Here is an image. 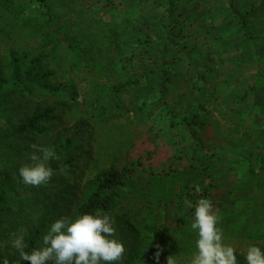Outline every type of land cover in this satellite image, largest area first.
I'll list each match as a JSON object with an SVG mask.
<instances>
[{
	"label": "rangeland",
	"instance_id": "1",
	"mask_svg": "<svg viewBox=\"0 0 264 264\" xmlns=\"http://www.w3.org/2000/svg\"><path fill=\"white\" fill-rule=\"evenodd\" d=\"M45 3L48 9L38 0H0L2 77L10 78L7 65L14 58L22 60L21 73L30 68L39 77L47 74L53 90L74 85L68 90L72 101L62 97L49 100L48 105L57 109V118L45 127L39 126L44 132L21 143L6 141L11 146L8 150L7 143L0 145V253L13 255L14 234H22L27 246L31 233L43 226L40 231L45 235L59 214L75 218L79 205L97 188L100 175L113 170L122 173L125 186L111 192L115 196L113 205L97 209L95 214L112 217L115 238L126 249L123 260L114 264H167L168 256L176 264H190L197 240V233L191 229L194 211L190 209L192 199L179 185L189 167L212 169V179L206 185L218 217L216 226L222 231L223 243L236 250L237 264H246L244 254L249 246L264 251V0L238 3L243 10L252 11L247 18L251 43L239 31L227 6L217 0ZM169 11L172 14L168 16ZM126 18L135 25H148L152 35L156 33L159 38L162 23L173 24L176 39L188 42V55L173 68V53L162 54L160 46L146 36L140 43L131 36L125 40L112 38L115 22ZM113 46L124 60L121 70L125 74L121 76L124 88L114 104L109 94L118 77L110 71ZM141 49H147L144 57ZM132 51H136L135 64L139 66L138 85L129 83L134 73L126 71V58ZM176 69L177 74L169 79ZM187 82L201 89L203 86L204 95L205 89L212 94L205 106L209 112L203 117L201 135H195V140L187 135L184 139L180 135L172 138L165 128L156 129L149 117L165 107L177 116L181 112L190 116L186 103L202 106L198 98L201 91L191 96ZM8 88L6 84L0 91V136L14 131L35 106L42 109V95L29 97L16 92L9 96ZM247 93L250 95L243 99ZM142 102L150 104L144 107L146 113L138 111ZM246 104L251 105L246 116L249 119L244 116L236 127L234 115L228 110ZM253 116L256 122L250 120ZM80 119L91 128L90 139L70 147L62 158L59 155L61 169L46 185H25L18 170L32 163L31 144L55 151ZM253 152H259L260 157L249 177L238 163ZM172 158L182 171L169 177L159 166ZM51 211L54 221H47ZM165 226L166 236L178 253L145 259L154 245V233ZM42 236L34 249L41 246ZM14 264L29 262L19 257Z\"/></svg>",
	"mask_w": 264,
	"mask_h": 264
},
{
	"label": "trees",
	"instance_id": "2",
	"mask_svg": "<svg viewBox=\"0 0 264 264\" xmlns=\"http://www.w3.org/2000/svg\"><path fill=\"white\" fill-rule=\"evenodd\" d=\"M218 2H221L225 4L229 10V13L234 17V19L238 22V29L239 31L245 36V38L251 43L252 36L250 29L248 27L247 18L252 14V11L250 10H243L239 5V0H217ZM40 5H42L43 8H47V3H45V0H38ZM251 10H254V8ZM172 14L171 11H169L168 16ZM47 19L50 21L51 17L50 14H47ZM181 25V24H180ZM114 32H112L111 37L114 39H130L129 37H134V40L137 43L142 42L143 36H146L149 41L154 43L156 46H160L162 50V54L168 55L169 53H173L172 57L170 58V61L174 66L178 60H181L184 56L188 55V52L190 51L189 45L186 39L179 38L178 40L173 35V32L175 28L173 27V24H170V26L167 25L166 22H163L161 25L162 33L161 37H156V33L152 35L153 30L148 29V25L138 24L135 25V23L126 18L124 20H119L115 22L114 25ZM163 36V37H162ZM174 37V38H173ZM172 39V40H171ZM175 39V40H174ZM182 41H181V40ZM176 41V42H175ZM182 42V43H180ZM171 47L173 50H171ZM147 50V49H145ZM141 49L142 51V57L145 56L146 52ZM136 51H132L127 56V65L128 69L126 70L127 73H134L133 78L130 80L131 85H138L140 83V76L138 74V68L135 64V58ZM160 59H165L161 57ZM167 59V58H166ZM35 62V61H34ZM33 62V63H34ZM154 62H157V57L154 58ZM22 60L10 59L9 65H7V71L8 74H10V78L5 79L2 77V68L0 66V91L3 89V87L6 84H9V88L7 90L8 95L11 96L15 94L16 92L22 93L26 96L33 97V96H41L42 95V109L34 108L30 114H28L21 123L15 127L14 131H11L9 133H5L4 136H0V140L2 138V144L7 143V149L8 150L11 146L9 142L15 144V143H21L28 138H30L32 135L36 133H42L44 132L43 128H39V126L45 127L44 124L51 123L52 120H55L57 118L56 116V107L52 105H48V102L51 98H60L62 97L64 100L68 99L69 101H72L73 95L68 94L69 89H74V85L66 86L64 89H51V86L48 84L47 74L38 76V73L34 70L25 69L21 73V67L22 66ZM32 63V65H34ZM124 67V65H122ZM113 71L114 74L118 75L117 82L112 84L110 88V100L112 104H114V101L118 100V93L123 89L122 80H121V73L119 69L116 70H110ZM165 71H167L165 69ZM177 69L173 70L168 78L170 79L173 75H176ZM210 73L212 74V71L210 70ZM168 74V72H167ZM112 75V74H111ZM205 75V74H204ZM115 76V75H114ZM202 77V74L199 75ZM166 82L161 84L165 85ZM70 87V88H69ZM187 91L192 93L191 96L194 93H200L198 95L199 100H202L203 104L200 106L199 104H196V106H192L190 103H186V108L190 110V116L188 114H185L183 112L182 115L178 114L172 111L168 110V107H165L163 110H161L158 113H154L149 115L152 125L160 128H165L168 134L175 138L178 135L179 137L183 136V139L187 135L186 138H191L192 140H195V133L202 131V120L203 117L208 114L209 109H207L205 106L207 105V102L211 101L212 94L207 93L205 89V95L204 87L202 86V89L199 85H193L191 83H186ZM253 92V91H252ZM62 94V95H61ZM61 95V96H60ZM250 93H247L243 96V99H246ZM48 96V97H46ZM191 96L186 99L188 102L191 99ZM150 106V104H144L142 102V105L138 107V111L142 113H146L144 107ZM247 107L244 108V107ZM185 111V110H184ZM251 111V105H235L231 106L228 112L233 113V119L234 124L236 127H239L242 123V121L245 119L246 116L249 115ZM222 112V110H221ZM212 113V112H211ZM230 113V114H232ZM229 114V115H230ZM220 116L224 117L225 115L219 114ZM145 116V115H144ZM245 116V117H244ZM146 117V118H149ZM231 117V116H229ZM249 119V117H246ZM253 119L252 122H256L257 117L253 116V118H250V120ZM231 120L229 118L227 121ZM258 120H261L258 118ZM241 123V124H240ZM87 127V128H86ZM203 128V127H202ZM189 134V136H188ZM13 136V138L11 137ZM91 136V128L86 124L84 119H80L76 122L75 126H73L72 130L69 132L68 135H65L63 142L60 143L56 147V150L54 151L57 156L60 155V158H62V155L70 148L75 145L84 143L90 139ZM167 136V135H166ZM260 137V136H259ZM9 141V142H6ZM262 149V148H261ZM260 149V150H261ZM259 153V152H258ZM258 153H251L248 156H243L241 159V163H238V165H243L245 172L247 176H251V174L254 173V168L256 167L255 162H257V159H259L260 156H258ZM68 154V153H67ZM59 158V159H60ZM59 159L58 160H50L49 161V167L52 169V173H57L61 168L59 166ZM176 160L174 158L168 160L167 162L163 163L159 166V169L168 175L169 177H172V175H180V171H182L181 168L176 164ZM264 168L263 166H261ZM190 169L186 172L182 173L181 180H179V185H181L182 191L187 192L188 197H190L192 200H190V203H192L191 211H194L195 206L197 205V202L200 199H208L211 204H213V200L211 199V196L207 190H209V187L207 186L210 183V180L212 178V169L211 168H202V169H195L193 170L192 167H189ZM196 168V167H194ZM260 168V169H262ZM204 169V171H203ZM178 177V176H177ZM175 177V178H177ZM206 181L208 182L206 185ZM98 186L97 188L91 192L83 201L81 205H79L77 209V216L89 213L94 214L97 209H103L106 210L110 205H113V200H115V196H111L113 191L121 189L125 186V181L123 179L122 173L119 171H107L103 172L100 175V178L98 180ZM206 185V186H205ZM211 185V184H210ZM46 188V187H45ZM211 188V187H210ZM211 190V189H210ZM111 196V197H110ZM111 203V204H110ZM57 216V215H56ZM60 214L58 215V218H60ZM54 214L53 212L48 213L47 221H54ZM43 229V226L37 229V231H34L31 233L28 244L25 247V252H29L37 245V240L41 238V231ZM167 226H165L161 231L154 233L155 235V241L154 245L147 251L144 258L145 259H154L156 258L157 252H159V256L162 254L165 255H176L178 253V249L170 243L167 236ZM18 251L15 250L13 255L11 256H3L0 253V264H4L5 261H7V264H14L15 261L19 258L17 255Z\"/></svg>",
	"mask_w": 264,
	"mask_h": 264
},
{
	"label": "clouds",
	"instance_id": "3",
	"mask_svg": "<svg viewBox=\"0 0 264 264\" xmlns=\"http://www.w3.org/2000/svg\"><path fill=\"white\" fill-rule=\"evenodd\" d=\"M31 164L19 168L25 185H46L52 177L50 160L59 156L49 147L31 144ZM218 217L208 199H200L195 206L191 229L197 233L196 252L190 264H237L236 250L223 243L222 231L217 228ZM114 221L109 215L85 213L75 218L57 219L42 236L41 246L31 253L25 252L22 234H14L12 247L21 261L29 264H114L122 261L126 249L116 236ZM159 258V252L156 254ZM167 264H176L172 256ZM246 264H264V251L249 246L244 254ZM7 264V261L4 262Z\"/></svg>",
	"mask_w": 264,
	"mask_h": 264
},
{
	"label": "crops",
	"instance_id": "4",
	"mask_svg": "<svg viewBox=\"0 0 264 264\" xmlns=\"http://www.w3.org/2000/svg\"><path fill=\"white\" fill-rule=\"evenodd\" d=\"M113 50L112 53H113V61H112V65L110 66V70H116V69H119L120 70V73H121V76H124L125 74L122 73V65L124 63V60L120 58V52L118 51V49L113 46ZM113 72V71H112ZM198 137L201 135V131L200 132H196V134Z\"/></svg>",
	"mask_w": 264,
	"mask_h": 264
}]
</instances>
